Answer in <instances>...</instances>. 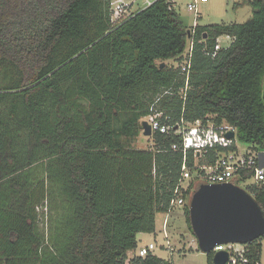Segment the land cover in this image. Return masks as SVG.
Returning a JSON list of instances; mask_svg holds the SVG:
<instances>
[{
    "label": "trees",
    "instance_id": "obj_1",
    "mask_svg": "<svg viewBox=\"0 0 264 264\" xmlns=\"http://www.w3.org/2000/svg\"><path fill=\"white\" fill-rule=\"evenodd\" d=\"M245 2V22L192 29L171 0L114 24L109 0H0V264H125L181 175L178 136L131 145L157 97L171 117L225 121L264 150V0ZM222 35L232 41L211 57ZM187 57L184 89L168 62ZM245 190L264 213V183ZM44 200L56 204L47 233L36 212ZM261 247L260 237L243 245L245 264H261ZM132 262L173 264L155 254Z\"/></svg>",
    "mask_w": 264,
    "mask_h": 264
},
{
    "label": "built area",
    "instance_id": "obj_2",
    "mask_svg": "<svg viewBox=\"0 0 264 264\" xmlns=\"http://www.w3.org/2000/svg\"><path fill=\"white\" fill-rule=\"evenodd\" d=\"M155 1L109 0L110 21L113 24L118 23L131 16L136 10L150 6ZM207 1L189 0L186 3L188 11L194 15L192 29L195 28L197 19L200 17L198 4ZM225 36L229 39L228 43L225 46H221L217 38L213 49L206 51L207 54L214 57L218 49L228 46L232 38L228 35ZM190 65L188 57L176 65V67H180V71L185 75L184 89L187 87ZM158 100L159 97L150 104L148 114L143 116L140 121H147L151 129V135L158 132L164 135L178 136V141L172 142L170 149L182 153L181 175L174 188V195L170 200V209L165 213L162 223L163 234L167 238L168 233H166L165 228L167 227L168 213L174 207L188 205L187 201H189L199 185L213 183H233L238 185L237 183H239L247 187L251 184L264 183V150L248 148L246 151H239L235 145V128L227 122L223 121L215 124L208 120L206 123H202L201 120L187 121L182 116L171 117L165 114L163 110L155 107ZM141 130L143 129L141 128ZM230 131L233 132V135L228 137L227 133ZM231 146L236 148L228 150ZM210 150L215 152V160L213 162L204 160L200 162L199 159L206 157ZM189 154L193 157L191 166L187 164ZM166 244L167 246L170 244L168 240ZM243 245L230 242L219 244L212 249V252L226 250L228 252V260L225 264H245L247 258L244 255ZM154 248V243L148 242L138 248L128 250L125 264H135L132 262L134 257L144 258L148 254H153Z\"/></svg>",
    "mask_w": 264,
    "mask_h": 264
},
{
    "label": "rangeland",
    "instance_id": "obj_3",
    "mask_svg": "<svg viewBox=\"0 0 264 264\" xmlns=\"http://www.w3.org/2000/svg\"><path fill=\"white\" fill-rule=\"evenodd\" d=\"M175 11L182 23L190 27L194 21V15L192 12L188 11L186 3L189 0H172ZM200 17L197 19L198 24H221V23H243L252 14L250 5L245 2V0H208L204 3L198 4ZM217 41L221 46H225L229 39L225 36H219ZM168 65L176 67L177 63L175 61H169ZM235 145L239 151H246L251 148L245 142L238 139L235 130L234 134ZM132 147L135 148H151L153 145V140L151 135L145 136L142 133L132 141ZM245 189L243 184L237 183ZM189 201H187L188 204ZM56 204L50 203L48 200H44L43 203L39 204L36 208L38 214V225L41 231L47 233L51 222L55 219ZM183 207H174L167 216V227L165 228L168 237L165 238L163 234V219L165 213L158 212L155 214V230L153 232H139L136 235L138 248L148 242H153L155 248L153 249V254L161 257L163 259H168L173 262V264H206L207 256L198 248V244L192 229L188 226ZM50 233V230H49ZM169 241L167 246L166 241ZM261 240V264H264V235L260 237Z\"/></svg>",
    "mask_w": 264,
    "mask_h": 264
},
{
    "label": "water",
    "instance_id": "obj_4",
    "mask_svg": "<svg viewBox=\"0 0 264 264\" xmlns=\"http://www.w3.org/2000/svg\"><path fill=\"white\" fill-rule=\"evenodd\" d=\"M141 128L145 136L151 135L147 121L141 122ZM232 135L231 131L227 133L228 137ZM188 214L198 248L205 254L219 244H246L264 235L263 210L250 193L233 183L199 185L189 199ZM227 260L226 250L213 253V264H225Z\"/></svg>",
    "mask_w": 264,
    "mask_h": 264
},
{
    "label": "bare ground",
    "instance_id": "obj_5",
    "mask_svg": "<svg viewBox=\"0 0 264 264\" xmlns=\"http://www.w3.org/2000/svg\"><path fill=\"white\" fill-rule=\"evenodd\" d=\"M142 121H143V120H142ZM142 121H141V122H142Z\"/></svg>",
    "mask_w": 264,
    "mask_h": 264
}]
</instances>
